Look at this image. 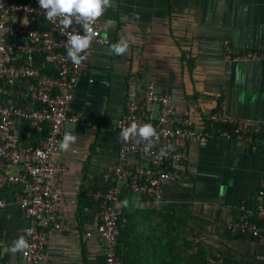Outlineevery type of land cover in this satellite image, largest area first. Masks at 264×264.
I'll return each mask as SVG.
<instances>
[{"label": "crops", "instance_id": "0c3cea01", "mask_svg": "<svg viewBox=\"0 0 264 264\" xmlns=\"http://www.w3.org/2000/svg\"><path fill=\"white\" fill-rule=\"evenodd\" d=\"M101 20L109 43L95 46L75 87L69 111L81 124L67 122L64 128V134L77 137L76 143L54 158L65 167L50 182L62 192L64 227L51 235L40 264H104L100 242L83 234L98 223L107 188L103 174L117 160L115 126L132 88L142 97L146 84L153 83L157 92L171 96L177 114L197 124L219 104L229 114L264 121V64H228L221 57L224 39L235 52L264 44V0H111ZM122 38L129 40L128 51L110 53V45ZM11 140L30 148L38 135L17 120ZM185 146L182 179L164 185L159 204L122 195V201H129L123 207L125 263L168 260V226L171 236L183 226L184 235H201V246L218 251L229 264H264V238L232 237L226 228L238 204L253 201L264 176V154L224 140H192ZM2 195L8 203L0 210V264H15L21 252L8 248L23 236L29 218L15 204L13 191ZM156 243L159 253L149 248ZM172 254L177 257V248Z\"/></svg>", "mask_w": 264, "mask_h": 264}, {"label": "built area", "instance_id": "2783aa9c", "mask_svg": "<svg viewBox=\"0 0 264 264\" xmlns=\"http://www.w3.org/2000/svg\"><path fill=\"white\" fill-rule=\"evenodd\" d=\"M90 26L92 44L83 53L87 58L75 65L67 58V36L61 33L58 20H46L37 0H0V210L8 203L2 193L13 191L15 204L29 218L23 237L31 245L15 264L42 263L51 235L64 227L62 192L50 182L65 167L54 158L60 152L65 124H81L69 111L75 87L90 65L95 46L109 43L101 17ZM73 30L85 34L81 24L75 22L67 31ZM221 57L228 64H264V44L235 52L229 39H224ZM14 99L17 104L12 102ZM17 120L27 123L38 135L35 146L23 148L12 142ZM133 121L151 124L159 139L148 151L147 142L118 141L117 160L103 174L107 188L99 201L98 223L83 235L94 236L100 242L104 264H122L117 251L122 216L124 223L123 207H118L122 195L127 192L159 204L164 185L182 179L180 167L187 158L186 142H238L248 152L264 154V121L229 114L219 104L197 124L190 116L177 114L171 96L157 92L151 82L146 84L142 97L134 88L129 91L115 126L117 133ZM175 142L181 146L176 148ZM237 210L236 218L227 224L229 234L263 239L264 176L253 201L242 200ZM189 239L193 245L203 242L201 235ZM206 262L229 264L216 250L208 252Z\"/></svg>", "mask_w": 264, "mask_h": 264}, {"label": "clouds", "instance_id": "9594fccd", "mask_svg": "<svg viewBox=\"0 0 264 264\" xmlns=\"http://www.w3.org/2000/svg\"><path fill=\"white\" fill-rule=\"evenodd\" d=\"M37 3L43 10L46 20L53 23L58 20L61 33L67 36V58L75 65H79L87 58L83 53H86L92 44L93 30L90 25L99 20L105 11L111 7V0H37ZM74 22L81 24L84 35L76 33L75 30L67 31L72 28ZM128 49L129 40L122 38L119 42L110 45L109 52L121 56ZM76 139L77 137L73 133L65 132L59 142V150L67 151L76 143ZM117 139L121 142L135 141L138 144L147 142L145 151H148L153 146V142L158 141L159 134L151 124H138L133 121L129 126L121 129ZM128 204V199H125L119 202L118 207H128ZM30 247L28 241L21 236L12 241L8 251L26 253Z\"/></svg>", "mask_w": 264, "mask_h": 264}, {"label": "rangeland", "instance_id": "374dc122", "mask_svg": "<svg viewBox=\"0 0 264 264\" xmlns=\"http://www.w3.org/2000/svg\"><path fill=\"white\" fill-rule=\"evenodd\" d=\"M171 227V226H170ZM168 240H165L166 249L169 250L171 257L168 260H160L156 264H207L202 255L198 252L197 245H193L190 239L184 235V228L181 226L178 231L175 230V234L171 236V228L168 226ZM174 244V245H173ZM151 250L159 253V244H154L149 247ZM177 248L178 255L173 256L172 251Z\"/></svg>", "mask_w": 264, "mask_h": 264}, {"label": "trees", "instance_id": "16d2710c", "mask_svg": "<svg viewBox=\"0 0 264 264\" xmlns=\"http://www.w3.org/2000/svg\"><path fill=\"white\" fill-rule=\"evenodd\" d=\"M124 211V210H123ZM123 218V216L121 217ZM121 218H120V221H119V244H118V254L122 260V264H126L125 263V260L123 259V247L126 246L125 245V240H124V235H125V226H124V223H121ZM198 247V252L202 255V257L205 259L206 261V256L208 255V250L204 247V246H201V245H197ZM207 263V262H206Z\"/></svg>", "mask_w": 264, "mask_h": 264}]
</instances>
